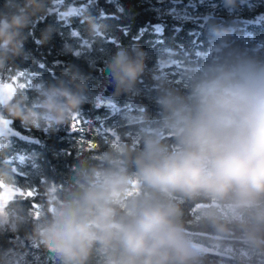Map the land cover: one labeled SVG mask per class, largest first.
Wrapping results in <instances>:
<instances>
[{"label":"clouds","instance_id":"1","mask_svg":"<svg viewBox=\"0 0 264 264\" xmlns=\"http://www.w3.org/2000/svg\"><path fill=\"white\" fill-rule=\"evenodd\" d=\"M236 0H226L234 5ZM47 0L5 3L0 11V149L10 143L5 120L49 132L69 124L90 99L89 77L75 66L53 84H40L30 99L13 83L12 62L24 56L25 29ZM67 14V13H66ZM89 38L105 26L85 17ZM54 27L40 39L45 44ZM223 41L227 28L213 27ZM66 51H71L65 46ZM146 52L121 48L108 68L115 93L133 92L145 71ZM159 127L141 132L139 150L124 143L100 154L103 166L84 156L63 192L44 186L45 203L35 213L24 209L13 169L0 168V227L16 232L31 220L29 238L42 241L61 264H89L101 255L104 264H201L202 248L189 236L183 205L197 209L195 223L210 234L235 235L249 253L264 252V60L238 51H224L190 77L187 95L159 80ZM170 135L173 143L162 138ZM133 184L137 191L128 195ZM0 264H22L18 253L0 251ZM241 264H252L243 257Z\"/></svg>","mask_w":264,"mask_h":264},{"label":"trees","instance_id":"2","mask_svg":"<svg viewBox=\"0 0 264 264\" xmlns=\"http://www.w3.org/2000/svg\"><path fill=\"white\" fill-rule=\"evenodd\" d=\"M47 0L46 11L38 13L26 28L24 56L7 69L16 72L13 83H23L30 99L40 84H53L70 66L89 77L90 99L70 123L53 132L25 128L19 120L10 121V143L0 149V168L13 169L17 186L25 193L21 206L39 216L45 203L43 191L50 185L49 204L55 193L63 192L74 177L75 166L84 156L103 166L100 154L124 143L139 150L141 132L152 133L160 125L163 112L158 103L159 80L165 86L187 95L190 77L224 51H238L264 60V0ZM6 0H0V11ZM8 4L23 0H7ZM67 13V14H66ZM85 17L105 26L98 37L89 38ZM54 27L51 38L41 44L43 31ZM213 27L227 28L221 41ZM71 51H66L65 46ZM138 46L146 52L145 71L133 92L114 95L115 86L108 64L121 48ZM5 73H0L3 78ZM162 138L173 143L170 135ZM95 144V148L90 145ZM34 193L28 197V191ZM137 191L133 184L128 195ZM202 204H184V220L189 236L208 244L234 243L235 235L217 236L195 223ZM31 220L16 232L0 227V251L18 253L22 264H61L42 241L29 238ZM201 264H241L251 255L252 264H264V252L220 255L202 251ZM89 264H104L93 255Z\"/></svg>","mask_w":264,"mask_h":264},{"label":"snow or ice","instance_id":"3","mask_svg":"<svg viewBox=\"0 0 264 264\" xmlns=\"http://www.w3.org/2000/svg\"><path fill=\"white\" fill-rule=\"evenodd\" d=\"M19 86L22 87V88L25 87V85H24L23 83H19ZM12 90H13L12 85H5L3 89H0V97H7V96H9V95L11 94ZM9 122H10L9 120H5V121H4V124H5V125H8ZM90 147H91V148H95L96 145H95V144H91ZM13 194H14V195H20V196H24V195H25V193L22 192L21 190H19L18 192H15V193H13ZM26 195H27L28 197H30V196H33L34 193H33L32 191L29 190V191L26 193Z\"/></svg>","mask_w":264,"mask_h":264},{"label":"rangeland","instance_id":"4","mask_svg":"<svg viewBox=\"0 0 264 264\" xmlns=\"http://www.w3.org/2000/svg\"><path fill=\"white\" fill-rule=\"evenodd\" d=\"M171 2H174L171 0ZM13 81V80H12ZM8 127H9V130L10 132H12V128H11V125L8 124ZM206 205H200V207H204ZM213 244H215L216 246L220 247V248H223V249H226V250H229V251H234L235 253L237 254H243L244 251H246V249L240 245L239 247H237L234 243H220L218 240L216 241H213Z\"/></svg>","mask_w":264,"mask_h":264},{"label":"water","instance_id":"5","mask_svg":"<svg viewBox=\"0 0 264 264\" xmlns=\"http://www.w3.org/2000/svg\"><path fill=\"white\" fill-rule=\"evenodd\" d=\"M196 244L201 246L202 250L217 253L220 255H229L230 253L227 250H224L222 248L216 247L215 245L208 244L207 242H204L203 240L192 238Z\"/></svg>","mask_w":264,"mask_h":264}]
</instances>
